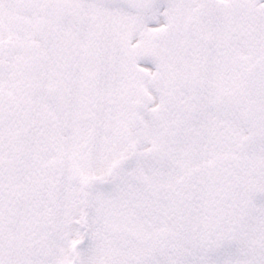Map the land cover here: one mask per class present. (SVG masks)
Returning <instances> with one entry per match:
<instances>
[{"label":"snow or ice","instance_id":"1","mask_svg":"<svg viewBox=\"0 0 264 264\" xmlns=\"http://www.w3.org/2000/svg\"><path fill=\"white\" fill-rule=\"evenodd\" d=\"M0 264H264V0H0Z\"/></svg>","mask_w":264,"mask_h":264}]
</instances>
